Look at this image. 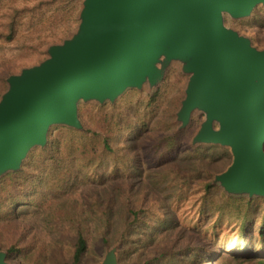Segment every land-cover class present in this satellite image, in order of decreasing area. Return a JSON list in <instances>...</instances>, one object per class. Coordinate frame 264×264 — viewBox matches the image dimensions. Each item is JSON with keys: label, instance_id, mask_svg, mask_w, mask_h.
I'll return each instance as SVG.
<instances>
[{"label": "water", "instance_id": "1", "mask_svg": "<svg viewBox=\"0 0 264 264\" xmlns=\"http://www.w3.org/2000/svg\"><path fill=\"white\" fill-rule=\"evenodd\" d=\"M76 31L47 57L6 79L0 96V176L20 169L51 126L81 130V101L114 103L127 89L153 88L168 62L189 74L181 128L204 113L193 143L230 149L214 181L229 195L264 197V48L224 23L264 0H82ZM160 64V66H159ZM214 123L217 124L215 127ZM0 264L6 253L0 251ZM92 264H119L116 246Z\"/></svg>", "mask_w": 264, "mask_h": 264}, {"label": "rangeland", "instance_id": "2", "mask_svg": "<svg viewBox=\"0 0 264 264\" xmlns=\"http://www.w3.org/2000/svg\"><path fill=\"white\" fill-rule=\"evenodd\" d=\"M77 1L76 23L67 30L59 42L52 44L61 43L76 31L78 14L82 7V0ZM64 17L65 15L59 14V20ZM62 23L63 21L49 30L59 32L63 27ZM224 23L227 27L249 37L258 49L264 48L263 5H257L246 18L232 19L224 14ZM35 25L23 17L14 38L8 42L0 41V96L7 88L5 79L10 74H17L22 68L35 65L47 57L46 50L49 45L43 53L36 40L31 38L33 32L43 31ZM188 78L189 74L182 71V63L172 60L167 63L163 77L156 86L151 88L148 83H144L140 89L129 88L115 101H120L124 109L128 108L126 113L129 114V119H132L131 110H135V106H140L138 101L146 96L155 95L150 108L153 113L149 118L150 131L132 142L128 139L130 131L124 130L120 139V143L124 145V152L132 158L127 172L124 171L122 177L119 175L114 178L108 177L103 184L88 181L82 183L80 175L71 177L70 192L67 195L61 193L56 195L57 197L46 196L43 202L45 207H33L29 204L12 207L11 200L13 203H32L38 200L35 199L37 192L32 190L33 193L29 192L30 189L28 187L25 189L24 185L17 186L15 192L2 190L0 203L6 207L0 208V251L6 253L7 262L63 264L62 259L70 255L71 242L67 244V241L73 232L67 231L65 225H63L65 230L51 228L46 230L43 228L44 224L48 221L52 225L57 219L67 223L66 221L74 216L66 214V211L87 207L89 213L83 214L81 220L86 224L84 235L88 239V249L81 264L100 262L107 248L114 246L119 264H258L256 257L258 255L259 258L260 253L264 252V248L262 250L257 246V229L264 211V197L229 195L214 181L215 176L231 163L232 155L230 149L225 146L192 142L205 118L202 111L198 109L192 111L189 123L183 128L180 127L177 112L185 97ZM80 104L101 106L94 101H81ZM87 111L88 108L83 116ZM214 125L217 126L216 123ZM57 127L62 125L50 127L47 142L48 139L56 137ZM172 132L179 133L178 145L172 152H165L163 147L155 144V136ZM120 143L118 142V145H121ZM35 148L42 149L39 146L32 148L19 170L25 168L27 171H34L28 167V163L29 160H36L38 152ZM134 158L138 160L135 162ZM101 170L104 174L108 173V168ZM8 173L10 172L0 176V184L8 178ZM38 175L39 172L36 170L31 173V177L37 183ZM184 177H187L185 183L181 184ZM42 178H45V174ZM209 181L212 188L206 193L204 183ZM25 191L34 195L30 196L31 201L22 200ZM5 196H9L7 203H5L7 198L2 200ZM226 197L242 198L245 199L243 203H251L252 214L248 224L250 231L245 236L238 233L240 224L235 220L234 213L218 212L217 205L224 203ZM49 198L51 200H48ZM95 202L100 209L108 212L106 216L104 211L101 216L97 210L90 213ZM57 203L62 204V210L65 212L56 211L55 215L50 214L56 210ZM125 203L133 209L140 210L137 223L132 226L129 241L126 246L115 241L109 247H103L97 241L102 218H107L110 223L105 233L110 238L117 237L123 214L121 206ZM233 209H237L234 204ZM215 222L218 224L213 227ZM12 237H19L30 244L26 256L8 252L7 241ZM58 239L64 241L59 242Z\"/></svg>", "mask_w": 264, "mask_h": 264}, {"label": "trees", "instance_id": "3", "mask_svg": "<svg viewBox=\"0 0 264 264\" xmlns=\"http://www.w3.org/2000/svg\"><path fill=\"white\" fill-rule=\"evenodd\" d=\"M77 8V0H0V41H11L16 34L21 19L26 17L28 22L36 24L35 26L43 30L42 32H33L31 38L36 40L37 46L41 47L42 52L45 53L48 45L59 42L65 36L67 30L76 23ZM59 14L65 15V17L59 20ZM61 21H63V27L59 32L49 30L50 27L53 28L59 23L61 24ZM154 98L155 95L146 96L140 102L138 101V105L140 106H135V110H131L132 119H129V114L126 113L128 108L124 109L120 101L112 104L106 102L101 106L80 104L78 107V117L80 115V122L84 125V127L82 125L83 128L81 130L67 126L57 127L58 134L56 137L48 139V142H46V145L42 149L35 148L37 149L36 152H38V154L36 153V160H29L28 167L39 172V183L31 177V173L34 171L30 172L23 168L17 172L7 174L8 178L0 184V193L4 189L9 192H15L17 186L24 185L25 189H30L29 192H37L35 199L37 198L38 200L32 201V203H13L14 201L11 200L12 207L23 206V204L37 207L44 206L43 202H45L46 196L57 197L56 195L61 193H63L62 195H67L71 189V177L80 175L84 180L79 179L82 183L88 181L97 184L105 183L108 177L114 178L118 175L122 177L123 172H127L132 158L124 152V145L120 143V139H122L124 130L130 131L128 139L132 142L139 140L144 133L150 131L149 124L151 119L149 118L153 115L150 108ZM87 108V114L83 116ZM48 132L50 133L51 129ZM154 140L155 144L163 147L165 152H172L178 145L179 133L172 132L171 134L156 135ZM118 142L121 145H118ZM141 147L142 144H140L139 148ZM137 160L138 158H134L135 162ZM103 168H108L107 174H104V171L101 170ZM44 174L45 178H42ZM186 178L184 177L180 183H185ZM211 188L210 181L204 183L206 193ZM30 196L34 197L33 194L25 191L22 194V200L31 201ZM4 199H6L5 203H7L9 196H5L2 200ZM48 200H51V198ZM243 201L245 199L226 197L224 203L217 205L219 213H234L235 220L240 224L238 233L241 236H245L250 231L248 224L250 223L252 214L251 203H243ZM232 204L237 206V209H233L234 211L232 210ZM61 206L62 204L57 203L56 210L51 211L50 214L55 215L56 211L65 212ZM93 206L94 208L91 207L90 213L95 210L99 212L100 216L103 215L102 211L105 212V216L108 213L100 209L96 202L93 203ZM3 207L5 208L6 206L0 203V208ZM81 208V210L65 212L74 216V218L66 221L67 223L57 219L52 225L48 221L45 222L43 227L46 230L50 228L53 230H65L63 227L65 225L67 231L73 232V235L69 236L67 241V244L71 242L70 255L62 259L63 264H81V260L88 249V239L84 235L86 224L84 220H81V216L83 214L87 215L89 210L87 207ZM121 212L123 214L118 235L114 238H110L105 233L108 231L110 223L107 218H102L97 241L103 247H109L115 241H119L121 245L126 246V243L129 241L130 233L133 230L132 226L137 223L136 220L138 219L140 210L133 209L125 203L121 206ZM217 224L215 222L212 226L216 227ZM257 237V246L263 250L264 211L259 219ZM58 241L64 240L58 239ZM7 243L9 244L7 248L8 252H14L21 256H26L29 253L30 244L24 242V239L12 237ZM53 243L57 244L56 241H53ZM235 254L234 256L237 257ZM259 256L258 258L257 255L258 261L256 262L264 264V252L262 251Z\"/></svg>", "mask_w": 264, "mask_h": 264}]
</instances>
